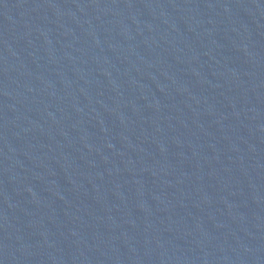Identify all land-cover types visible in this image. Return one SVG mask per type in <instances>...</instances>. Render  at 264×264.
Masks as SVG:
<instances>
[{
	"label": "water",
	"instance_id": "obj_1",
	"mask_svg": "<svg viewBox=\"0 0 264 264\" xmlns=\"http://www.w3.org/2000/svg\"><path fill=\"white\" fill-rule=\"evenodd\" d=\"M0 264H264V0H0Z\"/></svg>",
	"mask_w": 264,
	"mask_h": 264
}]
</instances>
